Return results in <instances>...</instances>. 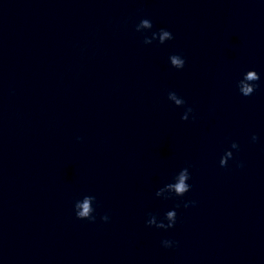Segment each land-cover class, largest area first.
<instances>
[{
	"label": "clouds",
	"instance_id": "9594fccd",
	"mask_svg": "<svg viewBox=\"0 0 264 264\" xmlns=\"http://www.w3.org/2000/svg\"><path fill=\"white\" fill-rule=\"evenodd\" d=\"M140 27L152 28V23L148 19H142L140 21L139 25L136 27V30L139 31ZM159 32L162 34L160 37L162 41L165 38L173 39L171 32H169L168 30L160 29ZM156 34L157 33H153L152 38H155ZM145 41L147 42L148 38H145ZM171 62H172V65L175 66V68H177V69H182L185 65V60L180 59L177 55L171 56ZM259 79H260V76L258 75V73L256 71H249L247 73V75L245 76V80H247V81H255L256 82ZM257 87H258V85L256 83H254V84L241 83L239 91L243 96L247 97V96H250L251 94H253V92L256 90ZM176 103L181 104L182 101L177 100ZM187 111L192 112V109L188 108ZM181 119L187 120V116L184 115L181 117ZM252 139L256 140V137L253 136ZM232 148H238V145L235 142H233ZM231 157H232L231 151L225 152V154L220 159V165L222 167L227 166V162ZM189 178H190V175H189L188 169L184 168L180 171V174L178 177L179 182L175 183V184L169 183L167 185V187L174 189L175 193L179 197H182V196H184L185 193H187L190 190L191 186L188 183H186V181H188ZM92 200H95V197H86L84 199L83 203H76L75 207L77 209H80L79 211H75L77 219L89 220L92 222L95 221V217L90 214L93 211V209L90 207V203ZM192 203H194V201ZM184 206L187 207L188 204H185ZM174 215H175V219H174L173 223L167 225V228L174 227L175 222H176V212L175 213H173V212L168 213L169 219H172ZM102 219L107 221L108 217L104 216V217H102ZM161 227H163V225H161ZM171 243L172 242H170V246H171Z\"/></svg>",
	"mask_w": 264,
	"mask_h": 264
}]
</instances>
